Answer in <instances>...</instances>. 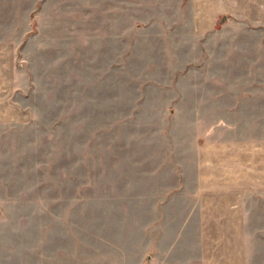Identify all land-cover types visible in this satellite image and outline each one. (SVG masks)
I'll list each match as a JSON object with an SVG mask.
<instances>
[{"label":"rangeland","instance_id":"rangeland-1","mask_svg":"<svg viewBox=\"0 0 264 264\" xmlns=\"http://www.w3.org/2000/svg\"><path fill=\"white\" fill-rule=\"evenodd\" d=\"M198 4L244 17L194 36ZM261 4L0 0V264H143L167 239L168 264H264L261 222L193 181L228 179V85L257 79L228 70L261 67Z\"/></svg>","mask_w":264,"mask_h":264},{"label":"crops","instance_id":"crops-1","mask_svg":"<svg viewBox=\"0 0 264 264\" xmlns=\"http://www.w3.org/2000/svg\"><path fill=\"white\" fill-rule=\"evenodd\" d=\"M261 6V10L264 12L263 4H261ZM186 8L188 7L183 4L178 9L183 13ZM190 10L192 12V19L182 20L180 17L178 24L184 25L186 22L189 24L191 23L193 26L192 29L194 30V36L197 35V33L198 35L206 34L208 30L212 28L214 29L220 12H227L231 15V19L226 21L223 28L228 26L229 29V25L235 17V20L237 21H242L244 17L243 14H234V12L239 11L238 7L234 6H229V8L227 7L224 10L208 9L206 11L203 5L198 4V6H194V8ZM204 10L206 12H204ZM259 10L257 9V11ZM240 11L243 10L241 9ZM187 12H189V9ZM257 14V18L254 21L257 35V52H259L257 60L262 64L261 67H248L243 69L241 73L238 72L239 70L235 69L228 70L229 75L242 76L246 74L252 76L255 75L257 77L255 82L248 81L247 84H232L231 87L233 89L230 90L228 85V179H222L220 174V179L215 178L214 175L215 180L202 179V181L201 179H197L193 181L194 183L199 184V187L204 189L203 192L198 194H208V197H218L217 192H220L223 189L224 194L227 197L225 205H228V217L226 218L234 219L237 216L241 217L242 220L245 218L249 220L250 218L255 217V219H258L259 222H261L259 228H257L258 233H256V235H261V241L263 242H259L257 251L264 253V51H262L264 50V19L262 18L261 20L259 18V12ZM210 16H212V18H208ZM246 20L247 19H244V21ZM239 25H241V23H239ZM239 25H235L236 31L240 30L239 27H237ZM229 36L232 41L228 40V51L226 50L228 55L229 52H231L232 44L236 42L235 39L237 38L236 36L234 37L230 35L228 30V37ZM193 44H195V41ZM133 46L134 45L132 44L131 47ZM259 50L262 51V53ZM203 175L207 176L208 174L205 173ZM201 183L204 186H200ZM176 192L177 196L175 201H172L171 207H169V194L168 197L164 199V202L167 200L169 201L166 206L167 216L170 213L169 208L173 211H177L184 205V197L181 195L182 199L178 195L179 190H176L175 193ZM251 232H254V230L251 229ZM156 245L158 244L154 241L149 243L148 251L146 252V260L143 264H168L170 253L175 251V248L177 250L180 248L171 245L170 242H168V239L167 242L161 244V247H156ZM213 245H219V247L214 249ZM233 247L234 244L231 245V243L210 244L209 251L228 250L231 252L234 250L232 249ZM251 248L253 249L254 246L246 247L245 251H248L249 249L252 250ZM175 260L176 264H179L180 259L178 255ZM172 261L173 258L171 259V262Z\"/></svg>","mask_w":264,"mask_h":264}]
</instances>
